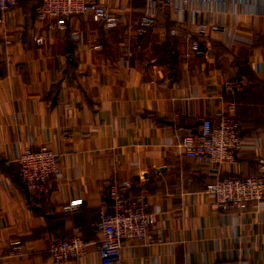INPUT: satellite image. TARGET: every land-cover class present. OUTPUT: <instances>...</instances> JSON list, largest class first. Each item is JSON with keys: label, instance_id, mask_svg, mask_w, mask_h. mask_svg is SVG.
<instances>
[{"label": "crops", "instance_id": "0c3cea01", "mask_svg": "<svg viewBox=\"0 0 264 264\" xmlns=\"http://www.w3.org/2000/svg\"><path fill=\"white\" fill-rule=\"evenodd\" d=\"M99 1L113 26L85 11L58 28L38 17L40 0L3 14L0 264H50V242L73 234L86 237V252L61 264H101L92 222L114 209L113 185L156 212L150 242L123 239L122 264H264V198L223 207L203 192L215 178L264 171V0H191L147 27L144 0ZM210 22L224 32L203 27L205 44L189 50L187 31ZM119 42L131 51L125 65ZM221 115L242 137L234 160L183 156L179 137L198 117ZM39 146L55 151L58 173L26 196L16 159ZM73 198L81 204L64 209Z\"/></svg>", "mask_w": 264, "mask_h": 264}, {"label": "built area", "instance_id": "2783aa9c", "mask_svg": "<svg viewBox=\"0 0 264 264\" xmlns=\"http://www.w3.org/2000/svg\"><path fill=\"white\" fill-rule=\"evenodd\" d=\"M145 8L139 18V26L152 24L154 15L164 8L181 15L191 0H144ZM17 0H0V22L3 14L14 8ZM85 11L92 12V18L99 21L105 18V26L114 25L115 18L107 16L104 5L99 0H40L37 6L38 17L52 16L57 19L58 28H66L65 19ZM219 35L225 30L222 24L210 22L206 26L195 24L186 33V46L195 51L205 44L204 29ZM76 37V31L72 32ZM37 41L40 38H36ZM94 47H98L95 45ZM117 59L120 65H125L131 51L121 42L116 45ZM225 86L229 87L226 83ZM231 108V105H228ZM194 130L179 137L177 146L180 153L196 161L207 162L216 166L224 162H232L241 146L242 137L232 118L221 115L216 122L211 123L206 117L196 119ZM16 162L22 182L28 190L44 191L50 180L58 173L57 156L48 146L38 148L26 147L22 150ZM203 192L210 196L218 205L235 204L243 207L248 201L252 206L264 198V171L246 176H224L207 182ZM114 209L111 212H100L92 222L93 230L99 233L97 252L101 264H122L121 248L123 239L135 238L142 242H150L152 236L146 230L156 212L146 210L145 201L139 194L128 196L113 185L109 190ZM81 198L70 199L64 209L80 205ZM88 240L82 234H73L69 238H55L46 250L50 264H61L82 256L86 252ZM17 250L16 248H14Z\"/></svg>", "mask_w": 264, "mask_h": 264}, {"label": "water", "instance_id": "95a60500", "mask_svg": "<svg viewBox=\"0 0 264 264\" xmlns=\"http://www.w3.org/2000/svg\"><path fill=\"white\" fill-rule=\"evenodd\" d=\"M25 193H26V196H28V189L27 188L25 189Z\"/></svg>", "mask_w": 264, "mask_h": 264}, {"label": "trees", "instance_id": "16d2710c", "mask_svg": "<svg viewBox=\"0 0 264 264\" xmlns=\"http://www.w3.org/2000/svg\"><path fill=\"white\" fill-rule=\"evenodd\" d=\"M26 187V186H25ZM30 191H32V190H30Z\"/></svg>", "mask_w": 264, "mask_h": 264}]
</instances>
